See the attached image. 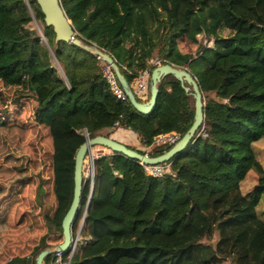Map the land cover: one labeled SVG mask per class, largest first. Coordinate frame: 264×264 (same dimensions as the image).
<instances>
[{
  "label": "trees",
  "instance_id": "1",
  "mask_svg": "<svg viewBox=\"0 0 264 264\" xmlns=\"http://www.w3.org/2000/svg\"><path fill=\"white\" fill-rule=\"evenodd\" d=\"M26 1L0 0V80L25 83L34 93V121L52 140L56 209L44 217L47 234L32 255L5 264H36L43 250L62 242L83 131L93 138L130 130L140 146H125L156 157L171 146L154 145L155 137H182L193 123L194 99L171 75L158 83L149 115L117 99L93 49L114 59L132 89L149 71L145 99L135 94L139 102L150 98L152 60L186 67L202 93L204 122L197 132L203 128L205 136L172 158L169 174L158 178L118 153L97 158L72 224L75 235L85 215L71 264H224L226 258L264 264V217L257 209L264 167L253 147L264 139V0H59L79 47L54 43L38 4ZM33 17L46 42L30 28ZM201 34L213 40V49L197 40ZM251 175L254 184L243 193ZM53 256L42 264H52Z\"/></svg>",
  "mask_w": 264,
  "mask_h": 264
},
{
  "label": "rangeland",
  "instance_id": "2",
  "mask_svg": "<svg viewBox=\"0 0 264 264\" xmlns=\"http://www.w3.org/2000/svg\"><path fill=\"white\" fill-rule=\"evenodd\" d=\"M30 28L41 36V23L33 20ZM41 39L46 42L44 37L41 36ZM197 40L205 48H214L213 40L204 38L202 34L197 35ZM196 50L193 56L197 55ZM50 55L51 62L63 77L51 50ZM154 61L157 60H152L151 64ZM201 70L204 71V68ZM35 107L34 93L27 84L11 85L0 80V264L18 255L31 256L41 238L47 234L44 217L52 216L56 209L52 140L48 128L35 123ZM253 147L264 167V139ZM93 150L104 155L111 154L109 149L101 146ZM252 175L242 182L243 193L254 184ZM257 209L264 217V194ZM203 242L216 247L205 238ZM224 255L227 257V253ZM224 264L232 263L226 258Z\"/></svg>",
  "mask_w": 264,
  "mask_h": 264
},
{
  "label": "water",
  "instance_id": "3",
  "mask_svg": "<svg viewBox=\"0 0 264 264\" xmlns=\"http://www.w3.org/2000/svg\"><path fill=\"white\" fill-rule=\"evenodd\" d=\"M26 1V0H25ZM44 16V23L46 27H52L54 33V43L64 42L67 44H73L75 46H81L80 41L75 38L76 32L73 29L71 21L65 15L63 8L59 0H35ZM27 8L30 13L31 9L26 1ZM33 20L34 17H33ZM41 36L42 35V32ZM42 40V39H41ZM92 53L99 57L102 63L108 65L114 71V74L126 95L129 103L133 108L143 115H149L155 108L158 98V83L165 76L171 75L181 84V87L186 93L192 95L194 99V119L193 123L188 131L181 137V139L174 144L168 151L162 155L156 157H150L143 155L135 150L126 147L124 144L112 139L111 137H105L97 135L93 138L85 140V142L79 147L75 155L74 163V187L73 198L71 204L62 219V242L55 247V249H45L36 258V264H42L44 257L52 254L55 251L65 252L71 243L72 238V224L74 222L79 204L83 185V164L84 158L90 147L101 146L109 149L111 152L121 154L131 160L138 163H142L147 166H155L159 164L168 163L172 158L182 153L186 149L190 148L198 129L204 122V102L202 93L196 79L191 75L186 67H177L171 64H163L156 66L150 74V98L148 102H139L135 97V93L130 85L127 83L125 77L120 73L119 68L114 59L105 52L98 49H93ZM189 60L186 61V64ZM92 192V191H91ZM91 195V194H90ZM88 205L86 206L87 209Z\"/></svg>",
  "mask_w": 264,
  "mask_h": 264
},
{
  "label": "built area",
  "instance_id": "4",
  "mask_svg": "<svg viewBox=\"0 0 264 264\" xmlns=\"http://www.w3.org/2000/svg\"><path fill=\"white\" fill-rule=\"evenodd\" d=\"M97 59L99 57L95 56ZM104 64V63H103ZM160 65V61H154L152 64L153 67H156ZM102 75L105 77L107 82L109 83L111 87L112 93L115 95V97L121 101H126L127 97L124 94L115 74L112 68H110L108 65L104 64V68L102 70ZM148 76L149 71L145 70L142 72L138 78H136L133 81V91L134 93L141 99H145L146 93H147V84H148ZM85 137V140L90 139L87 132L83 131L82 133ZM199 136L204 137L205 132L203 131V128L196 133L195 139ZM181 139V136L179 134L170 133V134H164L159 135L154 138V145H166V146H173ZM97 147V146H95ZM94 147H90L88 149V152L84 158V166H83V176L84 179H89L91 182V185L93 184L94 179V162L97 158H100L101 156H104L101 152H96L93 150ZM147 155L148 154H144ZM142 167L144 172L147 175H150L152 177L158 178L162 177L164 175L169 174V163L159 164L155 166H147L142 163H139ZM86 168V169H85ZM85 173V174H84ZM84 216L82 217L78 230L75 235L72 234L71 243L68 246L67 250L65 252L55 251L53 252V260L52 264H71V260L73 255L76 253L78 249V242H79V234L81 232L82 226L84 224Z\"/></svg>",
  "mask_w": 264,
  "mask_h": 264
},
{
  "label": "crops",
  "instance_id": "5",
  "mask_svg": "<svg viewBox=\"0 0 264 264\" xmlns=\"http://www.w3.org/2000/svg\"><path fill=\"white\" fill-rule=\"evenodd\" d=\"M111 138L124 145L136 146L137 148L140 146L137 136L130 130L119 128L112 134Z\"/></svg>",
  "mask_w": 264,
  "mask_h": 264
}]
</instances>
